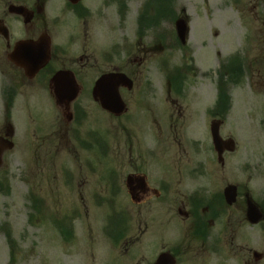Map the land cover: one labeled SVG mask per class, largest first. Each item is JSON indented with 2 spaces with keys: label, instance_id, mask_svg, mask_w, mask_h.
I'll return each instance as SVG.
<instances>
[{
  "label": "rangeland",
  "instance_id": "374dc122",
  "mask_svg": "<svg viewBox=\"0 0 264 264\" xmlns=\"http://www.w3.org/2000/svg\"><path fill=\"white\" fill-rule=\"evenodd\" d=\"M85 1L95 12L86 26L91 81L117 67L128 78L133 72L136 85L154 84L155 99L139 103L126 94L127 111L112 118L93 103L95 126L109 134L107 144L102 143L106 158L74 142L69 124L59 109L49 112L47 99L17 104L9 120L14 147L4 152L0 165V264L151 263L155 244L165 242L168 247L173 241L191 239L186 227L193 218L184 222L176 199L190 200L196 217L201 208L215 207L208 209L209 218L217 211L212 230L238 246L235 262L244 264L248 258L264 264V0H153L148 13L162 12L163 19L146 34L154 36L152 44L160 48L154 56L146 55L150 59L141 67L121 62L115 47L123 33L131 37L142 0H132L124 11L110 7L105 14L101 0ZM116 14L125 16L127 23H120L127 27L125 32L118 29ZM179 16L188 23L185 48L175 35L174 19ZM234 57L241 60L243 70L230 81ZM154 60L158 68L142 73L143 66ZM177 74L185 79V95L178 99L165 90L166 80ZM218 91L231 99L219 132L235 143L233 151L224 152L223 164L217 161L209 133ZM90 99L83 103L92 113ZM88 121L82 127L94 124ZM116 149L122 155L117 156ZM92 168L100 173L88 172ZM110 168H116L121 178L143 171L152 181L164 171L171 185L170 212L165 211L167 204L153 198L132 201L126 188L117 197L110 195L105 181ZM228 183L238 187L232 205L222 199ZM249 199L263 208L261 223L245 220ZM121 208L126 227L115 214L109 233L124 232L116 247L101 231L109 213ZM230 252L229 245L225 254ZM197 256L196 261L207 257ZM229 262L235 264L232 258Z\"/></svg>",
  "mask_w": 264,
  "mask_h": 264
},
{
  "label": "flooded vegetation",
  "instance_id": "af4514ba",
  "mask_svg": "<svg viewBox=\"0 0 264 264\" xmlns=\"http://www.w3.org/2000/svg\"><path fill=\"white\" fill-rule=\"evenodd\" d=\"M131 2L132 0H101L99 5L103 6L104 10L102 12L105 14L110 7H119L120 9L122 4L129 6ZM139 9L152 10V0H142ZM94 13L85 0H0L1 148L5 147V130L10 122L9 120L13 118L18 110L17 104L19 102L30 103L34 100L47 99L50 102L49 112L59 109L65 124H69V137L74 142H79V145L85 144L91 152L94 151L98 158L100 156L106 158L108 152H104L102 143L108 141L107 136L109 137V134L106 132L108 130L103 129L101 131L98 125L95 126L94 105L112 118L113 116L122 117L127 111L126 94L137 99L139 103L152 97L155 99V96H153L155 94L154 84L136 85L132 72L131 75L129 74V78L133 82L132 86L122 85L119 88L121 100L126 105L122 113L109 112L99 104L98 96L92 94V87L99 75L106 71L100 73L91 81L86 26ZM117 19L120 21L118 29L125 32L127 27L120 25V23L121 21L127 23V21L121 19L119 15H117ZM162 19H150L147 17V13L137 15L132 22L135 29L131 37L124 33L120 36L117 44L118 50L116 51L118 59L121 62L124 61L125 64H137L138 67H141L144 62L150 59L149 56H154L160 47L155 42L152 44L155 37L146 34V32H150V29ZM146 38L147 40H145ZM129 44L131 46H128ZM156 68L158 66L154 60L143 66L144 71L142 70V73L151 74ZM110 71L120 70L117 67H110L107 72ZM184 87V80L179 77H171L169 81L166 80L165 82L167 94L173 95L176 99L185 95ZM89 96L92 105L94 103L92 113L89 112L88 105L83 103L84 99L87 101ZM69 97L74 99L65 105ZM25 111L30 112L31 110L26 109ZM87 119L89 120L88 123L92 121L94 124H89L90 128L86 129L82 126L86 125ZM116 152L120 153L117 156L123 153L120 149H116ZM88 172L100 173L95 168L88 170ZM70 173L72 172H68V174ZM164 173L162 171L159 173V177H155L156 180L152 181L150 180V178L153 179L152 176L143 171L133 170L121 178V174L119 175L116 168H110L107 171L108 175L105 181L108 183L110 195H116L115 197H117L119 193L125 192L126 188L132 201L135 200L138 203L153 198L155 201L167 204L165 211L170 212L171 185L169 179L165 178L167 175ZM98 180L100 182V178ZM123 181H125V185H123ZM62 186H64L63 182ZM100 196L102 195L100 194ZM175 201H177V212L185 215L184 222L190 216L193 218L192 224L186 227L189 239H191L187 241L186 239L179 240L176 243L173 241L172 244L168 243V247H166L165 242L160 245L154 243V260L162 252H167L170 254L169 256H173L174 264H209L210 262H213V264H230V262L227 263L230 258L237 264L235 260L238 259V253L234 249H238V246L234 247L232 238L227 240V238L216 236L217 233L212 230L215 226L213 218L217 211L212 218H209L208 209L214 210L215 207L205 206V208H201L200 215L196 217L193 215V203L190 200L188 203L181 199ZM183 207L186 209L185 211L181 209ZM109 214H117L119 222L125 223L126 214L123 208L116 211L112 210ZM184 225L186 226V223ZM103 235L105 237V233ZM122 235L117 233V235H106V237L110 239L112 246L118 247ZM196 236L199 238L192 239ZM191 242L198 244L192 246ZM229 245L231 252L226 255L225 251L228 250ZM198 253L206 254L207 257L196 261L193 258L198 257ZM225 256H228V258H224ZM258 257L262 259L263 255L260 254ZM250 262L248 258H245L243 263L253 264Z\"/></svg>",
  "mask_w": 264,
  "mask_h": 264
},
{
  "label": "water",
  "instance_id": "95a60500",
  "mask_svg": "<svg viewBox=\"0 0 264 264\" xmlns=\"http://www.w3.org/2000/svg\"><path fill=\"white\" fill-rule=\"evenodd\" d=\"M176 25V33L179 39L184 43L186 32H187V23L184 18H178L175 23ZM129 83L131 85V81L127 79V77L123 73L118 72H110L103 74L96 80V84L93 88V94H96L100 97V104L110 112L120 113L124 108V103H122L118 87L122 84ZM72 97L67 98L65 105L71 100ZM210 125V133L212 136V144H214V148L218 155V161L220 163L223 162V152L224 150L233 151L235 148V143L231 138L222 139L219 133V127L221 125V121L212 120ZM7 136L12 135L11 126H7ZM6 142V149H10L13 146V143L9 141L7 138L4 140ZM1 146V145H0ZM3 148L0 147V161H1V151ZM224 199L226 203L232 204L236 201L237 196V187L232 184L226 185V188L223 191ZM262 213L256 204L251 200L246 201V220L251 223H257L261 220ZM152 264H174L172 257L168 256L166 253H162L158 256V259Z\"/></svg>",
  "mask_w": 264,
  "mask_h": 264
},
{
  "label": "trees",
  "instance_id": "16d2710c",
  "mask_svg": "<svg viewBox=\"0 0 264 264\" xmlns=\"http://www.w3.org/2000/svg\"><path fill=\"white\" fill-rule=\"evenodd\" d=\"M224 102V104H225V106H226V108H227V106H228V104H229V99H228V96H227V94L226 93H224V91L223 92H220V94H219V96H218V102ZM227 104V105H226Z\"/></svg>",
  "mask_w": 264,
  "mask_h": 264
}]
</instances>
